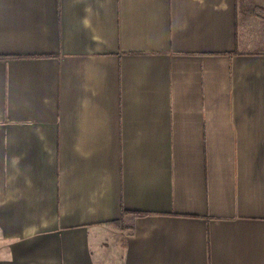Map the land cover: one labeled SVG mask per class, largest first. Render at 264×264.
I'll return each mask as SVG.
<instances>
[{
  "label": "crops",
  "instance_id": "0c3cea01",
  "mask_svg": "<svg viewBox=\"0 0 264 264\" xmlns=\"http://www.w3.org/2000/svg\"><path fill=\"white\" fill-rule=\"evenodd\" d=\"M0 250L264 264V0H0Z\"/></svg>",
  "mask_w": 264,
  "mask_h": 264
},
{
  "label": "rangeland",
  "instance_id": "374dc122",
  "mask_svg": "<svg viewBox=\"0 0 264 264\" xmlns=\"http://www.w3.org/2000/svg\"><path fill=\"white\" fill-rule=\"evenodd\" d=\"M0 252H2V251L0 250Z\"/></svg>",
  "mask_w": 264,
  "mask_h": 264
},
{
  "label": "trees",
  "instance_id": "16d2710c",
  "mask_svg": "<svg viewBox=\"0 0 264 264\" xmlns=\"http://www.w3.org/2000/svg\"><path fill=\"white\" fill-rule=\"evenodd\" d=\"M138 213H141V212H138Z\"/></svg>",
  "mask_w": 264,
  "mask_h": 264
}]
</instances>
